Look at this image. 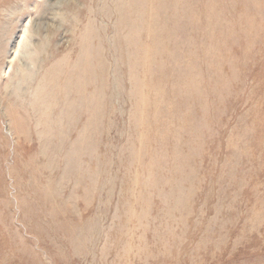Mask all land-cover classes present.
I'll return each instance as SVG.
<instances>
[{
	"label": "rangeland",
	"instance_id": "1",
	"mask_svg": "<svg viewBox=\"0 0 264 264\" xmlns=\"http://www.w3.org/2000/svg\"><path fill=\"white\" fill-rule=\"evenodd\" d=\"M0 264H264V0H0Z\"/></svg>",
	"mask_w": 264,
	"mask_h": 264
},
{
	"label": "bare ground",
	"instance_id": "2",
	"mask_svg": "<svg viewBox=\"0 0 264 264\" xmlns=\"http://www.w3.org/2000/svg\"><path fill=\"white\" fill-rule=\"evenodd\" d=\"M19 46V45H18ZM30 49V48H29ZM26 50V49H25Z\"/></svg>",
	"mask_w": 264,
	"mask_h": 264
}]
</instances>
